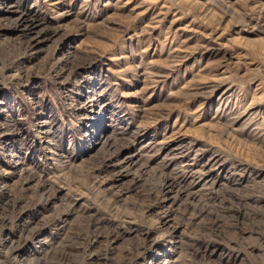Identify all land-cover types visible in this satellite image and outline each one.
<instances>
[{"label": "rangeland", "instance_id": "rangeland-1", "mask_svg": "<svg viewBox=\"0 0 264 264\" xmlns=\"http://www.w3.org/2000/svg\"><path fill=\"white\" fill-rule=\"evenodd\" d=\"M0 264H264V0H0Z\"/></svg>", "mask_w": 264, "mask_h": 264}, {"label": "bare ground", "instance_id": "bare-ground-1", "mask_svg": "<svg viewBox=\"0 0 264 264\" xmlns=\"http://www.w3.org/2000/svg\"><path fill=\"white\" fill-rule=\"evenodd\" d=\"M28 23L31 24V25H32L33 27H35V28H37V26H38L36 23H34V22H32V21H28ZM169 181H170V180H169ZM167 186H168L169 191H170V189L172 188V184L168 182V185H167ZM12 251H13V250H12ZM9 252H10V251H9ZM8 254H9V253H8Z\"/></svg>", "mask_w": 264, "mask_h": 264}]
</instances>
